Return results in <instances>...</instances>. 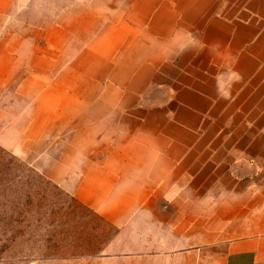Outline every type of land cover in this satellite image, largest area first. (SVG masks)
<instances>
[{"label":"crops","instance_id":"0c3cea01","mask_svg":"<svg viewBox=\"0 0 264 264\" xmlns=\"http://www.w3.org/2000/svg\"><path fill=\"white\" fill-rule=\"evenodd\" d=\"M156 8L161 17L143 21L145 35L124 27L101 56L118 70L91 74L88 97L91 75L76 68L75 86L63 88V68L55 71L50 52L37 53L34 34L20 33L32 25L15 18L19 0H0V145L42 154L52 114L63 109L68 149L63 182H55L118 228L110 255L124 264H264V174L245 175L264 157V132L254 126L264 123V0H160ZM211 22L195 36L202 52L193 59L194 47L182 62L186 78L179 62L164 74L147 62L149 43H166L161 59L173 58L189 32ZM44 39L55 47L51 35ZM19 97L43 118L17 131ZM16 132L19 142L10 140Z\"/></svg>","mask_w":264,"mask_h":264},{"label":"rangeland","instance_id":"374dc122","mask_svg":"<svg viewBox=\"0 0 264 264\" xmlns=\"http://www.w3.org/2000/svg\"><path fill=\"white\" fill-rule=\"evenodd\" d=\"M159 1L19 0L20 11L15 18L20 23L29 22L32 25L29 32L20 28V33L37 37V53H51L55 71L63 68V88L71 89L76 82L73 78L76 68L84 79L91 74L102 76L108 71L117 72L118 69L107 65L101 56L106 52L109 54V47L112 51L114 42L126 35L127 26L131 29L130 36L145 35L143 32L149 30L147 26L141 27L143 21L150 22L161 17L156 8ZM219 14V9L212 13L214 17ZM209 23L206 21V24ZM202 24L189 32L190 39L180 43L173 58L161 59L166 52V43H149L147 62L152 63L158 72L163 70V74L171 67L177 68L179 62V77L184 78L186 66L191 62L187 55L192 54L190 51L195 47L194 59L205 47L201 38L195 41V36L200 37L208 28L210 32L213 25L212 22L207 27ZM47 34L55 43L50 50L44 43ZM158 57L160 59L156 60ZM115 58H122L124 63L130 62L122 50L116 51ZM183 61L186 68L182 67ZM263 65L264 62L260 67ZM92 75L89 81H84V94L88 97L96 90ZM225 78L226 84L233 79L232 76ZM30 103L22 97L12 101L17 131L33 119L31 117L35 120L43 118L41 109H34L39 110L34 116L33 109L28 107ZM93 110L84 109L87 113ZM263 116L261 114L259 120ZM51 120L50 138L38 149L42 152L40 155H17L16 150L0 145V264H124L122 256L116 257L107 251L118 228L63 188V183L55 182V179H62L63 182V148L68 149L63 126L59 125H63V109L60 114L53 113ZM254 126L264 132V123ZM212 127L225 131L231 125ZM15 136H19L18 132L11 134L10 140L21 141L18 138L15 140ZM263 163L264 157H261L256 171L245 175L262 176Z\"/></svg>","mask_w":264,"mask_h":264}]
</instances>
